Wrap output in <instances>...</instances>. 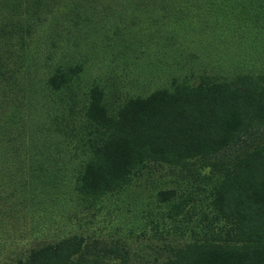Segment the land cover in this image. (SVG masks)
Here are the masks:
<instances>
[{"label":"trees","instance_id":"obj_1","mask_svg":"<svg viewBox=\"0 0 264 264\" xmlns=\"http://www.w3.org/2000/svg\"><path fill=\"white\" fill-rule=\"evenodd\" d=\"M137 16L148 31L131 33L144 40L122 57L145 58L144 74L165 61L153 89L143 75L142 92L115 107L97 80L60 92L83 70L60 62ZM152 17L170 20L169 33ZM199 55L241 66L264 58V0H0V264H264V73L215 80L187 70ZM230 148L238 152L226 166ZM198 159L203 198L156 190L164 230L148 219L150 232L126 237L59 236L60 221L91 224L87 205L148 162Z\"/></svg>","mask_w":264,"mask_h":264},{"label":"rangeland","instance_id":"obj_2","mask_svg":"<svg viewBox=\"0 0 264 264\" xmlns=\"http://www.w3.org/2000/svg\"><path fill=\"white\" fill-rule=\"evenodd\" d=\"M135 18L129 20V22L123 21L119 24L118 28L128 29V31L124 30L117 34H113L114 31H112L109 37H104L103 39L100 37L94 38L95 41L92 43L94 47L89 49L87 53L79 55L71 54L74 57H66V62H60L59 64H62L61 67L65 69L74 67L73 65L78 63H83V70L71 76L70 80H72L69 82L68 87L62 89L60 92H65L69 96L72 95L70 90L74 88L76 92L82 93L88 88L91 81L97 80L105 86L104 88L108 94L109 100L112 106L115 107V103H117L119 99H122L125 93L132 94L142 92L137 91V88L142 85L143 81L147 80L145 79L147 75H151L153 79H151L152 81L147 85V88L149 90L153 89L157 83L155 75L166 70V65L162 66L165 61L160 59L159 62L150 64L159 70L158 72L156 71L155 74H144V72H146V69H144V64L146 63L145 58L136 55L132 58L135 59L140 57L138 60L128 59L129 62L126 64V58L122 57V51H128L130 47H134V53L137 51V46L135 44L128 46L130 41L144 40L141 38L132 39L133 36L131 33H141L140 31H143L145 34L148 31L146 23L149 21L141 16ZM150 20L152 21V28L163 29L165 34L169 33V25H172L170 20L164 17L160 19L152 17ZM107 43L111 47V50L105 51V44ZM122 44L128 47L125 48ZM206 49L208 51V48ZM84 54L87 55L84 61L78 58ZM178 56L179 55H177V59L180 58ZM63 58L65 57H61L60 60ZM222 60H224V63H222ZM222 60L207 61L204 57L200 56L192 60L190 64L186 63V67L189 66L187 70H192L191 72L196 74H210L215 80L228 77L235 72H248L251 74L264 73V58L262 57L247 60L242 66L236 63H230L226 58ZM139 62L144 63L139 67L136 65ZM143 75H145V77H143ZM257 140L259 142V139ZM237 152V150L230 148L228 151L223 152L219 160L225 162L226 166H229L232 160L231 156L237 154ZM201 162L202 160L199 159L189 161L184 166H171L166 163L148 162L145 168L132 177L128 185H125L111 195L107 194L97 200L95 199L87 205L89 207H86V212L93 211L97 213L91 224L78 227L71 223L63 224L60 221L62 227L59 223L58 227L61 231L59 236L76 233L98 238L126 237L129 232L136 233L140 229H145L146 231L149 229L150 232L151 227L148 223V219L157 221L158 229H160V231L164 230L165 227H163V224L169 221L167 219H162V216L166 215V208L157 203L155 198L156 190L159 188H171L178 194L187 192L193 194V196H197L196 198H203V194L198 193L200 192L198 190L204 187L202 180L203 176L201 175L203 170L201 169ZM214 173L216 174L217 172ZM30 174L31 172L29 170L25 172V175ZM37 174L38 172L35 171V175ZM24 197L25 199L23 201L26 205L31 202L29 196ZM145 221H147L148 225H145ZM165 225H167V223ZM23 226H25V224L19 221L17 228L22 229L24 228ZM54 227L51 226L48 229H44L39 233L38 236H41L39 238L48 236ZM24 243L25 242H22L20 246Z\"/></svg>","mask_w":264,"mask_h":264}]
</instances>
